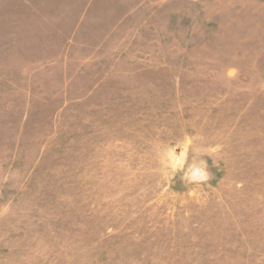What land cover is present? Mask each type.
<instances>
[{
  "label": "rangeland",
  "instance_id": "374dc122",
  "mask_svg": "<svg viewBox=\"0 0 264 264\" xmlns=\"http://www.w3.org/2000/svg\"><path fill=\"white\" fill-rule=\"evenodd\" d=\"M0 264H264V0H0Z\"/></svg>",
  "mask_w": 264,
  "mask_h": 264
}]
</instances>
